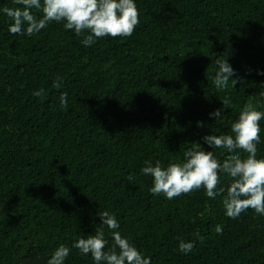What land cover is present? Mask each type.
<instances>
[{"label":"trees","instance_id":"16d2710c","mask_svg":"<svg viewBox=\"0 0 264 264\" xmlns=\"http://www.w3.org/2000/svg\"><path fill=\"white\" fill-rule=\"evenodd\" d=\"M135 3L131 37L90 47L62 23L12 35L0 12V264H47L61 244L71 249L65 264H94L72 245L95 234L105 210L152 264H264V216L249 209L230 219L222 196L203 189L154 196L152 178L141 174L145 161H183L194 142L222 161L228 153L203 137L231 135L245 104L264 111V0ZM4 7L21 6L0 0ZM218 58L241 78L235 88H215ZM226 97L216 121L209 114ZM260 126L258 159L264 119ZM230 183L223 175L221 186ZM180 240L195 247L181 253Z\"/></svg>","mask_w":264,"mask_h":264},{"label":"clouds","instance_id":"9594fccd","mask_svg":"<svg viewBox=\"0 0 264 264\" xmlns=\"http://www.w3.org/2000/svg\"><path fill=\"white\" fill-rule=\"evenodd\" d=\"M21 7L0 9L12 21L8 31L12 35L32 37L52 23L63 24L65 30L82 37L81 43L90 47L105 37H131L140 23L139 9L135 0H14ZM36 10V12L33 11ZM39 13V15H37ZM218 71L213 79L215 88L225 90L229 82L233 88L241 80L227 59H217ZM264 75V71H257ZM63 79L57 77L53 87H62ZM42 90L33 92L39 97ZM264 95V93H261ZM67 92L60 96L61 106L67 108ZM230 98L222 100L223 108L210 113L216 121L223 120L224 108ZM264 111L256 110L252 104H245L238 120L231 124V135H207L204 142L210 148L225 150L228 155L221 161L213 151H205L199 143L184 152L180 162H170L167 167L157 160L155 164L145 161L141 174L152 178L150 192L154 196L163 195L172 200L182 194L203 189L208 198L222 196L225 215L238 219L249 209L264 216V158L258 159V145L261 143L260 121ZM200 127L201 122H197ZM241 153L246 155L242 156ZM223 175L231 183L221 186ZM134 175L128 180L132 182ZM100 227L95 234L79 238L73 245L83 255H91L94 264H152L151 257L145 256L127 237L118 230L120 224L115 213L107 210L99 214ZM104 226L111 231L112 243L105 237ZM222 234V226L215 228ZM202 243L204 237L197 234ZM195 247L194 242L180 240L179 251L187 254ZM71 249L61 244L53 252L47 264H65Z\"/></svg>","mask_w":264,"mask_h":264}]
</instances>
